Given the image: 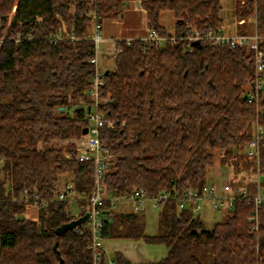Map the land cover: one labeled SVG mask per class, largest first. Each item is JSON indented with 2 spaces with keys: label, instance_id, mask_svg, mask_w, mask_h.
<instances>
[{
  "label": "trees",
  "instance_id": "1",
  "mask_svg": "<svg viewBox=\"0 0 264 264\" xmlns=\"http://www.w3.org/2000/svg\"><path fill=\"white\" fill-rule=\"evenodd\" d=\"M136 1L161 35L168 31L160 16L169 11L181 38L164 47L135 38L116 42L121 52L104 68L99 88V109L113 124L98 131L108 161L105 195L201 186L216 157L254 172L256 159L242 149L254 123L264 127V86L256 102L246 100L251 53L184 39L192 27L204 33L223 26L222 0H0V264H92L86 233L76 227L54 232L70 221L64 203L54 199L60 180L66 177L63 183L88 197L93 190V162L67 158L72 143L61 141L82 136L88 124L95 45L85 36L95 22L124 18ZM233 15L264 48V0H233ZM257 160L264 170V141ZM228 180L237 182L232 175ZM35 195L45 203H35ZM29 207L35 218L26 215ZM104 208L105 240L165 245L163 257L145 264H264V201L255 233L248 220L253 205L245 200L217 211L209 229L201 213L160 201L154 235L144 232L143 211L111 208L109 200ZM105 258L100 251L97 264Z\"/></svg>",
  "mask_w": 264,
  "mask_h": 264
},
{
  "label": "built area",
  "instance_id": "2",
  "mask_svg": "<svg viewBox=\"0 0 264 264\" xmlns=\"http://www.w3.org/2000/svg\"><path fill=\"white\" fill-rule=\"evenodd\" d=\"M140 9V6H136ZM242 23L243 20H239ZM88 37L94 42V56L91 62L94 64V75L92 82L87 90V95L91 98V104L86 115L87 133L80 137L65 138L61 143L71 142L73 154L65 152L67 158L73 157L79 161H92L94 164L93 173V190L88 197L84 193L77 192L73 189L71 182H64L55 192L54 199L64 203V208L70 220L78 219L86 215L82 226L76 225V230L89 236L88 246L92 252V264H97L100 251H104L106 258L105 264H119L114 253L107 254L105 239L101 235V228L104 222V215L107 209L104 203L109 200L111 208H117L120 202H128L134 210L143 211L145 205L149 203L152 207H159L160 201L173 200L179 210H188L191 213H201L205 208L213 211H221L230 209L236 202L245 200L253 205V209L248 217L250 222L249 230L255 233L258 229V208L264 201V188L261 183L264 181V170L258 165L259 146L264 141V127L257 122L254 123L251 138L244 144L243 153L256 159L254 172L247 175L246 180L237 181L233 185L230 184L228 177L213 179L211 182L207 180L201 186L188 185L182 190L171 189L161 191L154 196H148L143 188H134L128 194L122 196L107 197L104 193L102 178L108 168V161L105 156L104 145L98 138L99 128L103 125L112 126V121L106 119L99 109L102 99L99 96V88L103 83L104 68L99 67L98 56L100 53L108 52L112 57L121 52V48L116 45L118 40L123 39L129 43L133 38H104L102 34V24L95 22ZM140 40L144 46L164 47L167 42L173 43L181 37L176 36L173 32L167 34H159L148 22L145 23L143 33L134 37ZM188 41H197L205 39L214 44H229L231 46L243 47L251 53L253 61L252 80L248 83V89L245 91L246 100L248 102H256L259 94L262 93L264 86V48L259 46L260 36L256 32L228 33L223 26L217 29H208L204 33H200L195 27H192L191 34L185 36ZM21 37L16 36L15 41L18 42ZM106 41L109 46L102 45ZM101 47L103 49L101 50ZM191 48H189L190 50ZM254 186V190L249 185ZM45 203V200L34 196L35 203Z\"/></svg>",
  "mask_w": 264,
  "mask_h": 264
},
{
  "label": "rangeland",
  "instance_id": "3",
  "mask_svg": "<svg viewBox=\"0 0 264 264\" xmlns=\"http://www.w3.org/2000/svg\"><path fill=\"white\" fill-rule=\"evenodd\" d=\"M222 2H228L226 4V6H224V8L222 9V17H223V29L225 31H227L228 28H232L233 30L235 29L238 33H242V32H246V27L245 26H240L241 24H231L230 21L232 20V0H222ZM13 10H11V12L9 13V17L12 15ZM164 13H169L170 14V19L166 20L165 17H162L161 23L162 25L164 24L168 29L172 28V23H175L174 17L171 15V13L169 11H166ZM109 23L112 24V27H117L118 29H122V31L124 30L125 34H127L128 32L126 30H131L129 33H134V32H138V34H140L141 32H143V28L145 26V18L143 16L142 12H134L132 11V5H130L127 9V13L125 15L124 18H115L112 19ZM109 25V24H107ZM106 25V26H107ZM108 44V43H106ZM103 49V47H101V50ZM113 57L111 55H109L108 52H103L100 53L98 56V64L99 67L103 66V68L107 67H112L111 65V59ZM244 89L247 90L248 89V84L246 83L244 85ZM111 127V126H110ZM232 175L235 177L236 181H243L246 180V177L248 174V171L244 169L241 170H236L235 167H233L230 164H221L218 161V158L216 157L214 160V165L212 170L210 169L208 171V180L211 182V180L213 179H219L222 177H228ZM66 180V177L62 178L60 180V182L57 185H60L63 183V181ZM145 210L143 211V220H144V232L147 235H154L157 233L158 230V217H159V208L158 207H152L149 203H147L145 205ZM126 211H129L128 209H131V204H127V203H122V204H118L117 208L121 209L124 208ZM133 210V209H131ZM220 212L217 211H213L209 208H205V210L202 212V216H203V226L207 229L211 228L213 225L214 220L219 216ZM27 216L36 217V209L29 207L27 212H26ZM114 241H118L119 243L123 242V245H125L126 249H129V253H131V257L130 258H135L138 257L137 254V250L139 248V246H137V244H141L143 247V250L145 252V256L148 258H152L153 260L159 259L161 257H163L166 253V247L164 244L162 243H150V242H145L143 240H106L105 244L106 245V250H107V254H113L112 252V247H109L108 245H110L109 243H113ZM133 245V246H132ZM135 245V248H137V250L133 249ZM133 247V248H132ZM131 249V250H130ZM138 250V251H139ZM115 255V254H114ZM129 264H136L134 262H130Z\"/></svg>",
  "mask_w": 264,
  "mask_h": 264
},
{
  "label": "crops",
  "instance_id": "4",
  "mask_svg": "<svg viewBox=\"0 0 264 264\" xmlns=\"http://www.w3.org/2000/svg\"><path fill=\"white\" fill-rule=\"evenodd\" d=\"M228 2H222L221 4H222V9L224 8V6H226V4H227ZM231 4H232V13H231V16H232V20L230 21V23L231 24H238L239 22V20H237L236 19V17L233 15V0H232V2H231ZM132 11H134V12H142L143 13V16H144V18H145V23L147 22V20H146V16H145V13H144V11L140 8V9H138V8H136L135 7V5L133 4L132 5ZM223 11V10H222ZM172 15V14H171ZM162 17H165L166 18V20H168V19H170V14L169 13H162L161 14V16H160V23H161V20H162ZM173 20H175V19H173ZM243 23V22H242ZM242 23H239V24H241L240 26H242ZM162 24V23H161ZM164 25V24H163ZM165 26V25H164ZM173 27H174V24L172 23V28H167L166 26H165V28L167 29V31L168 32H173ZM128 33L127 34H125V32H124V30L122 31V29H118L117 27H112V24L111 23H109V25H107V26H104V25H102V34H103V36H104V38H106V39H110V38H112V37H116V38H134V37H137V36H140L143 32H141L140 34H138V32H132V33H129L131 30H126ZM234 31H236L235 29L233 30L232 28H228L227 29V32L228 33H233ZM106 43H108L109 44V42L108 41H106L105 43H103L102 45H106V46H109L108 44H106ZM122 203H127V204H129L128 202H120L119 204H122ZM146 207V206H145ZM121 209H125V207L124 208H121ZM131 209H133L132 207H131ZM131 209H128V210H131ZM144 210H145V208H144ZM143 210V211H144ZM106 241V240H105ZM105 243V242H104ZM110 245H108L109 247H112V252L114 253V252H119L121 255H122V257L124 258V260L125 261H127L128 263H130V262H134V263H136V264H145V263H150V262H152L153 261V259L152 258H148V257H146L145 256V252H144V250H143V247H141L142 245L139 243V244H137V246H139V248H140V250L138 251L137 250V248H135V245H134V248L133 249H135V250H137V254L136 255H138L139 254V256L138 257H135V258H130L131 256V253H129L128 251H129V249L127 250L126 249V247H125V245H123V242L122 243H119L118 241H114L113 243H109ZM107 244H105V246H106ZM133 246V245H132ZM131 250V249H130Z\"/></svg>",
  "mask_w": 264,
  "mask_h": 264
},
{
  "label": "water",
  "instance_id": "5",
  "mask_svg": "<svg viewBox=\"0 0 264 264\" xmlns=\"http://www.w3.org/2000/svg\"><path fill=\"white\" fill-rule=\"evenodd\" d=\"M136 6L139 5V2L136 1L135 2ZM64 107H60V109H63ZM87 109L89 110V105L87 106ZM87 133V128L85 127L83 129V134H86ZM86 218V215L84 216H81L80 218L78 219H74V220H70L66 223H63L62 225L58 226L57 228L54 229V232L57 234V235H60L61 233L69 230V229H72L74 228L76 225L82 223Z\"/></svg>",
  "mask_w": 264,
  "mask_h": 264
}]
</instances>
